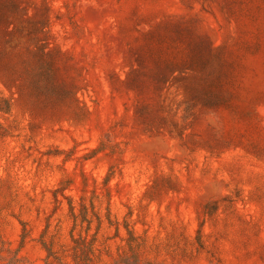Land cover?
<instances>
[{
  "label": "rangeland",
  "instance_id": "374dc122",
  "mask_svg": "<svg viewBox=\"0 0 264 264\" xmlns=\"http://www.w3.org/2000/svg\"><path fill=\"white\" fill-rule=\"evenodd\" d=\"M71 236L264 264V0H0V264Z\"/></svg>",
  "mask_w": 264,
  "mask_h": 264
},
{
  "label": "trees",
  "instance_id": "16d2710c",
  "mask_svg": "<svg viewBox=\"0 0 264 264\" xmlns=\"http://www.w3.org/2000/svg\"><path fill=\"white\" fill-rule=\"evenodd\" d=\"M4 4V1H2ZM4 21V19H3ZM41 27H44V24H41ZM41 50V54H43L42 51V45L39 46ZM73 210V208H70ZM100 225V224H99ZM76 226V224H74ZM24 232V230H23ZM129 234H131L130 231H128ZM25 233H22L21 235V240H20V245L19 248H22L24 243H25ZM71 240L73 242V245L68 248L66 246H60L59 252L54 251L52 248V244L47 245L46 243L42 242L43 248L46 251V256L44 258V264H68L66 261H64L65 254L69 251H73V259H74V264H90L92 262L91 255L94 256V248L93 244L90 243V241H87L85 237L79 236L78 238H74L71 236ZM106 251V250H105ZM15 261L16 258H13ZM17 261V260H16Z\"/></svg>",
  "mask_w": 264,
  "mask_h": 264
}]
</instances>
